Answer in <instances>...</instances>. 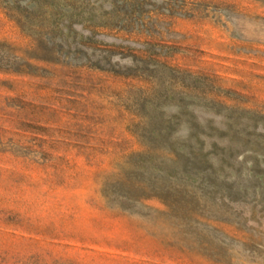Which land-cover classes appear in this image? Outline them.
<instances>
[{
	"label": "rangeland",
	"instance_id": "374dc122",
	"mask_svg": "<svg viewBox=\"0 0 264 264\" xmlns=\"http://www.w3.org/2000/svg\"><path fill=\"white\" fill-rule=\"evenodd\" d=\"M0 264H264V0H0Z\"/></svg>",
	"mask_w": 264,
	"mask_h": 264
}]
</instances>
